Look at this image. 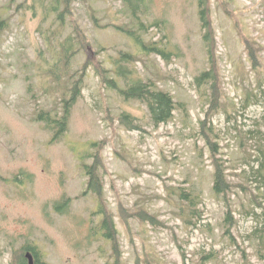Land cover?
<instances>
[{
    "label": "rangeland",
    "instance_id": "obj_1",
    "mask_svg": "<svg viewBox=\"0 0 264 264\" xmlns=\"http://www.w3.org/2000/svg\"><path fill=\"white\" fill-rule=\"evenodd\" d=\"M207 1L0 0V264H264V0Z\"/></svg>",
    "mask_w": 264,
    "mask_h": 264
},
{
    "label": "trees",
    "instance_id": "obj_2",
    "mask_svg": "<svg viewBox=\"0 0 264 264\" xmlns=\"http://www.w3.org/2000/svg\"><path fill=\"white\" fill-rule=\"evenodd\" d=\"M127 3H132V0H125ZM207 0H199V5L201 7L200 14L203 19V23L205 26H207ZM206 39L209 40V35L208 33L206 34ZM149 48H152V51L157 52L158 54H165L164 50L160 46H152ZM123 60L118 62V65L115 69L116 76L120 77L123 81L126 82V86H120L118 85V80L117 78H106V80L112 85L114 89H119L123 95L127 98H138L143 101H145L148 105L149 111L151 113L152 119L156 124L166 122L169 118L172 117L174 109H176V103L174 100V97L171 93L166 92L162 89H158L154 86L152 83H148L146 81H143L141 79H136L134 78L133 70L132 68H129V65L123 63L122 61H128L129 58L132 57V54H125L123 55ZM212 72H204L201 74V77H198L197 80L200 81L201 79H204L205 77L207 79H212ZM79 94V89L74 90V92L71 95V99L68 98L64 102V108H65V113L60 120H55V122L51 119V116L49 113L44 115V113H41L39 116V119L43 120L46 122L47 126L51 129H54V124H56V127H59V131H63L65 129L68 117H69V111H70V105L73 103ZM128 121H132L129 116H126ZM264 153V151H263ZM264 165V162H263ZM93 176L91 177L90 180V188H93ZM214 189L216 193L220 194L224 192V188L222 187V180H221V174L218 172L216 174V181L214 185ZM189 192H181L180 193V199L183 201H190V205L193 208L198 207V205L201 203L199 198L197 197L198 194L196 193H189ZM107 224V221L105 220L104 225ZM106 226V225H105ZM107 227V226H106ZM110 232H108L106 235L107 237H110L109 235ZM264 237V234L262 235ZM27 249H33V247H27ZM37 252V251H36ZM24 264L25 261H24ZM37 264H41L40 258H37Z\"/></svg>",
    "mask_w": 264,
    "mask_h": 264
},
{
    "label": "flooded vegetation",
    "instance_id": "obj_3",
    "mask_svg": "<svg viewBox=\"0 0 264 264\" xmlns=\"http://www.w3.org/2000/svg\"><path fill=\"white\" fill-rule=\"evenodd\" d=\"M27 247H29V246H27ZM27 247H26V252H25V258H27L28 264H30V258H33L34 263L37 264V252H36V250L27 249ZM40 262H41V260H40ZM23 263H24V260H23ZM41 264H42V262H41Z\"/></svg>",
    "mask_w": 264,
    "mask_h": 264
},
{
    "label": "water",
    "instance_id": "obj_4",
    "mask_svg": "<svg viewBox=\"0 0 264 264\" xmlns=\"http://www.w3.org/2000/svg\"><path fill=\"white\" fill-rule=\"evenodd\" d=\"M30 264H35L34 261H33V258H30Z\"/></svg>",
    "mask_w": 264,
    "mask_h": 264
}]
</instances>
